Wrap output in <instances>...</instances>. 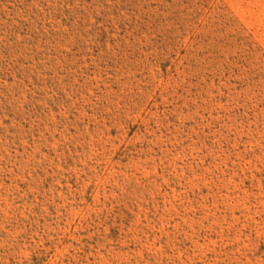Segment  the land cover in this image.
Returning <instances> with one entry per match:
<instances>
[{
  "label": "rangeland",
  "instance_id": "374dc122",
  "mask_svg": "<svg viewBox=\"0 0 264 264\" xmlns=\"http://www.w3.org/2000/svg\"><path fill=\"white\" fill-rule=\"evenodd\" d=\"M0 264H264V0H0Z\"/></svg>",
  "mask_w": 264,
  "mask_h": 264
}]
</instances>
